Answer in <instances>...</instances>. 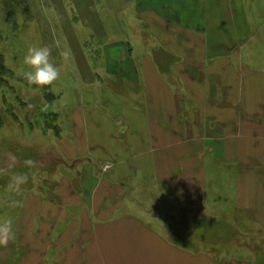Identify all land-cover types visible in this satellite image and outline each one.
<instances>
[{"label": "crops", "instance_id": "0c3cea01", "mask_svg": "<svg viewBox=\"0 0 264 264\" xmlns=\"http://www.w3.org/2000/svg\"><path fill=\"white\" fill-rule=\"evenodd\" d=\"M256 7L249 0H133L131 24L146 37L139 51L115 41L119 60L102 71L127 83L129 103L97 75L99 85L87 88L97 122L75 119L64 140L68 163L93 158L98 177L86 163L77 183L58 179L61 207L36 191L24 193L13 231L21 251L39 254L17 264H235L187 253L170 238L182 239L172 219L178 213L181 223L187 212L202 216L206 172L220 160L238 167L234 198L264 229V199L248 191L264 185V67L253 63L264 58V20L253 17ZM257 13L264 15V5ZM154 188L165 189L150 195ZM142 196L156 197L154 206ZM160 196L175 205L164 212ZM74 244L83 247L79 256Z\"/></svg>", "mask_w": 264, "mask_h": 264}, {"label": "rangeland", "instance_id": "374dc122", "mask_svg": "<svg viewBox=\"0 0 264 264\" xmlns=\"http://www.w3.org/2000/svg\"><path fill=\"white\" fill-rule=\"evenodd\" d=\"M132 4L133 0H0V55L3 67L11 73V76L0 75V168L6 166L7 154L13 153L18 162L12 171L27 173L29 176L28 183L23 186V194L17 196L6 190L10 174L0 173V217L11 216L13 230L15 218L23 207L9 208L8 203L12 199L24 202V193L36 191L43 197V201L61 207V198L58 201L56 197L59 194L55 193L60 181L58 179L64 176L74 183L79 181L78 171H81L82 164L88 163V156L68 163L64 152H70V147L64 140L65 137H71L75 119L79 122L82 118L97 122V119H92L93 112L87 102L91 95L87 88L99 85L96 83L97 75H100L102 84L106 85L111 94L129 103L127 83L120 78L106 77L102 71L110 60H119L122 45L115 44V41H128L127 48L139 51V41L146 37L141 27L131 24L133 17L129 9ZM249 4L257 6L253 15L255 20H264V15L261 17L257 13V8L264 5V0H249ZM133 41H136L134 45ZM152 41L148 43L153 45ZM33 45L49 46L52 62L61 67L60 77L51 85H29L15 73L28 48ZM260 45L264 47V44ZM65 49L71 51V57L66 63L60 56V52ZM261 60L262 65L254 60V66L264 67V58ZM156 62L161 67L168 63L167 60ZM98 70L101 74L97 73ZM98 89L92 92L98 93ZM138 95L141 96V93ZM57 137L60 140L57 141ZM72 140L69 139L73 144ZM26 159L37 162L38 172L25 167ZM89 162L93 176L98 177L99 163L93 158ZM218 162L215 168L212 166L206 172L209 187L205 190L202 216L196 211L195 215L187 212L186 220L181 223L182 214L178 213V219H172L177 227L180 223L181 227L178 228L185 240L177 237L170 239L175 244L184 245L185 251L190 254L203 253L215 259L231 260L235 264H264V229L259 228L257 222L254 223L257 219L255 213L240 209L234 198L238 167L235 163ZM69 167L75 171L69 170ZM164 189H150V195ZM248 191L249 197L264 199V185L259 191L254 188ZM160 197L164 212L175 205H170L172 198ZM155 198L142 196L141 201L152 207ZM76 208L72 210H82ZM155 210L161 213L160 208L155 207ZM258 223L264 225V220ZM18 244L15 236L9 245L0 246V264H17L25 257L33 258L39 254L32 248L21 251ZM73 248L75 251L80 250L76 252L77 256L82 253L81 244H74ZM52 252L49 255H56Z\"/></svg>", "mask_w": 264, "mask_h": 264}, {"label": "clouds", "instance_id": "9594fccd", "mask_svg": "<svg viewBox=\"0 0 264 264\" xmlns=\"http://www.w3.org/2000/svg\"><path fill=\"white\" fill-rule=\"evenodd\" d=\"M60 56L65 61L71 57L70 49H65L60 52ZM63 67V65H62ZM18 77H21L29 85L38 87L48 86L53 84L60 77L61 67H57L51 60V48L49 46H30L23 62L15 69ZM18 162V158L13 153L7 154V163L4 168H0V173L9 175V182L6 190L17 196L23 194V186L28 183L29 176L27 173H19L12 171ZM25 167L35 169L38 172L37 162L32 159L24 161ZM35 175V172L33 173ZM9 208L23 207V201L12 199L8 203ZM15 239L13 231V219L11 216L0 217V246L7 244Z\"/></svg>", "mask_w": 264, "mask_h": 264}, {"label": "trees", "instance_id": "16d2710c", "mask_svg": "<svg viewBox=\"0 0 264 264\" xmlns=\"http://www.w3.org/2000/svg\"><path fill=\"white\" fill-rule=\"evenodd\" d=\"M3 63H2V59H1V55H0V75H4V74H8L11 76V73H8V69L6 70L5 67H3ZM210 254H212V252H210Z\"/></svg>", "mask_w": 264, "mask_h": 264}]
</instances>
